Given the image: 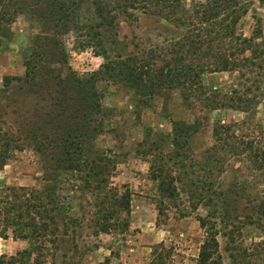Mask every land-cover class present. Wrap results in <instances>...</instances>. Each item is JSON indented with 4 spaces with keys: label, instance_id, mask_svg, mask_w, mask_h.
<instances>
[{
    "label": "rangeland",
    "instance_id": "374dc122",
    "mask_svg": "<svg viewBox=\"0 0 264 264\" xmlns=\"http://www.w3.org/2000/svg\"><path fill=\"white\" fill-rule=\"evenodd\" d=\"M197 1L202 0H182L186 8ZM247 1L238 28L248 36L257 25L264 38V0ZM40 2L5 1L13 17L8 31L0 32V131L11 134L18 148L11 147L0 166V187L54 191L57 229L45 264H197L204 236L197 216L212 207L217 208V247L208 264H236V260L237 264H264V216L256 209L264 195V163L258 168L248 154L231 152L212 137L215 121L243 120L241 130L235 132L242 140L253 138L264 147V70L205 72L201 94L164 88L144 95L126 82L97 74L94 84L105 111L98 117L103 121L101 131L84 143L80 172L61 171L24 133L28 121L41 120L38 111L37 117L32 113L36 97L22 82L12 81L8 88L2 82L4 76H22L24 55L43 35V21L36 15ZM184 28L135 11L133 17H118L112 28H100V32L111 58L144 56L152 50L170 57L179 52ZM56 37L66 53V63L57 65L63 72L86 77L103 62L91 47H79L77 32ZM234 91L246 92L251 101L246 111L231 107L229 97ZM46 105L36 101V108ZM173 124L186 128L178 136L183 147L171 143ZM152 161L163 164L174 177L171 199L161 197L149 178ZM103 175L105 190H129L123 230L116 225L108 232L96 231L100 194L96 182ZM201 186L211 200L209 207L197 201ZM25 245L24 240L13 239L9 230L0 236V254H13Z\"/></svg>",
    "mask_w": 264,
    "mask_h": 264
},
{
    "label": "trees",
    "instance_id": "16d2710c",
    "mask_svg": "<svg viewBox=\"0 0 264 264\" xmlns=\"http://www.w3.org/2000/svg\"><path fill=\"white\" fill-rule=\"evenodd\" d=\"M5 1L0 0V32L8 31L7 24L13 17L6 11ZM247 3V0H202L186 8L182 0H41L36 15L43 21V35L36 37L24 55L22 76L2 78L4 88L12 81L22 82L40 105L44 101L48 103L36 108V101L33 102L32 113L36 116L38 111L41 120L28 121L24 133L38 150L53 158L59 170L78 173L83 162L84 143L91 142L100 133L103 121L98 117L105 115L94 84L97 74L126 82L144 95L164 88H175L183 94H201L204 91L201 75L205 72L252 67L264 70V38L260 36L259 26L256 25L248 36L238 28L240 18L247 12ZM32 10L29 7L34 14ZM135 11L184 26L179 52L169 57L152 50L144 56L111 58L103 45L100 28H112L118 17L131 18ZM69 31L77 32L79 47H91L95 55L103 58L99 68L89 76H77L68 70L63 72L57 66L66 63V53L56 36ZM49 63L55 65L51 67ZM229 100L233 109L241 111H246L251 104L246 92L234 91ZM244 123L243 120L215 121L212 137L231 152L248 154L259 168L264 163V147L253 138L242 140L241 134L235 132L241 130ZM185 129L173 124L172 144L183 147L178 136ZM0 143L2 166L10 148H18V144L11 134L1 131ZM148 173L161 197H174V177L168 168L152 161ZM106 180L103 175L96 182L100 189L94 219L96 231L108 232L116 225L123 230L127 227L129 190H105ZM199 189L197 201L209 207L211 200L203 194L202 186ZM53 194L49 189L0 187V236H5L9 230L13 239L26 242L13 254H0V264H45L48 245L57 229ZM219 194L216 193V197ZM256 209L264 216V195ZM216 215L217 208L212 207L205 215L197 216L204 235L197 252V264H208L216 252Z\"/></svg>",
    "mask_w": 264,
    "mask_h": 264
}]
</instances>
